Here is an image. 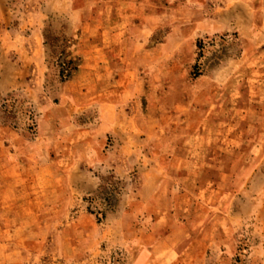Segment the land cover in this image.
I'll use <instances>...</instances> for the list:
<instances>
[{"label":"rangeland","instance_id":"rangeland-1","mask_svg":"<svg viewBox=\"0 0 264 264\" xmlns=\"http://www.w3.org/2000/svg\"><path fill=\"white\" fill-rule=\"evenodd\" d=\"M135 241L264 264V0H0V264Z\"/></svg>","mask_w":264,"mask_h":264},{"label":"crops","instance_id":"crops-1","mask_svg":"<svg viewBox=\"0 0 264 264\" xmlns=\"http://www.w3.org/2000/svg\"><path fill=\"white\" fill-rule=\"evenodd\" d=\"M161 242L162 241H135L136 253L132 257L130 255V258H132L135 264H149L152 259V250Z\"/></svg>","mask_w":264,"mask_h":264}]
</instances>
